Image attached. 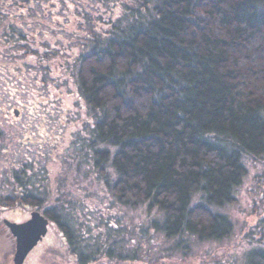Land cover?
<instances>
[{"label": "trees", "instance_id": "obj_1", "mask_svg": "<svg viewBox=\"0 0 264 264\" xmlns=\"http://www.w3.org/2000/svg\"><path fill=\"white\" fill-rule=\"evenodd\" d=\"M118 7L112 35L66 44L81 51L72 67L91 111L80 155L92 188L77 199L68 181L52 185L41 171L38 191L18 166L15 191L0 206L40 211L75 264H164L196 240L233 233L226 207L238 202L245 159L264 155V0H119ZM80 155L68 175L80 172ZM95 196L109 201L110 215L91 226L88 205L91 241L78 211ZM119 209H142L144 224ZM155 234L163 253L145 260ZM252 238L247 264H264V232Z\"/></svg>", "mask_w": 264, "mask_h": 264}, {"label": "rangeland", "instance_id": "obj_2", "mask_svg": "<svg viewBox=\"0 0 264 264\" xmlns=\"http://www.w3.org/2000/svg\"><path fill=\"white\" fill-rule=\"evenodd\" d=\"M16 37L0 36V199L14 193L16 183L12 171L18 166L29 170L28 174L36 180V190L44 188L45 177L41 176V171H46L50 173L52 185L66 180L71 195L77 196V191H86L93 186L91 177L86 175L88 163L80 155L86 146L85 142L81 146L80 140L88 139L92 130L87 124L91 111L79 98V85L73 74L76 68L72 67L81 51L71 42L70 46L66 45L70 37ZM11 40H14L12 47L7 45V42L12 43ZM31 45H36L34 50H30ZM16 108L20 110L18 116L14 113ZM77 155H80L83 167L79 173L68 175ZM245 164L248 173L237 189L238 202L226 207L234 224L233 233L217 241L196 240L187 254L176 252L167 256L164 264H247V249L256 243H251L252 237L264 232V155L259 158L248 156ZM77 199L81 198L77 196ZM85 204L87 206L82 205L78 211L79 230L92 241L83 213L87 212L88 205L92 208L89 214L92 226L102 221L103 216L110 215V204L102 196L92 197ZM2 207L0 264H14L16 239L4 220H26L32 210L26 213ZM119 212L132 223L144 224L142 209L129 212L119 209ZM51 225L24 264H75L56 228ZM155 235L144 243L149 256L145 260L163 253L164 240Z\"/></svg>", "mask_w": 264, "mask_h": 264}, {"label": "flooded vegetation", "instance_id": "obj_3", "mask_svg": "<svg viewBox=\"0 0 264 264\" xmlns=\"http://www.w3.org/2000/svg\"><path fill=\"white\" fill-rule=\"evenodd\" d=\"M118 6L119 0H0V36H109L119 16ZM13 41L7 45L12 47ZM35 47L31 45L30 50ZM34 55L38 61L37 53Z\"/></svg>", "mask_w": 264, "mask_h": 264}, {"label": "water", "instance_id": "obj_4", "mask_svg": "<svg viewBox=\"0 0 264 264\" xmlns=\"http://www.w3.org/2000/svg\"><path fill=\"white\" fill-rule=\"evenodd\" d=\"M14 111L18 116L20 111ZM4 223L16 239L14 264H24L30 253L47 235L49 220L40 211L35 210L27 220L17 222L6 218Z\"/></svg>", "mask_w": 264, "mask_h": 264}]
</instances>
